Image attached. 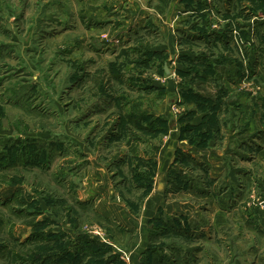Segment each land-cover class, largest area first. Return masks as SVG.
Instances as JSON below:
<instances>
[{"label": "rangeland", "instance_id": "rangeland-1", "mask_svg": "<svg viewBox=\"0 0 264 264\" xmlns=\"http://www.w3.org/2000/svg\"><path fill=\"white\" fill-rule=\"evenodd\" d=\"M112 1L0 0V264H129L135 224L104 213L89 167L117 154L106 182L137 221L116 197L142 201L156 162L129 169L119 134L152 147L167 119L172 209L141 264H264V0Z\"/></svg>", "mask_w": 264, "mask_h": 264}, {"label": "crops", "instance_id": "crops-1", "mask_svg": "<svg viewBox=\"0 0 264 264\" xmlns=\"http://www.w3.org/2000/svg\"><path fill=\"white\" fill-rule=\"evenodd\" d=\"M112 2H113V4H111V5H112V7H114V6H117V3L120 5V3L123 1L122 0H113ZM134 10H136V9H134ZM90 11H93V10L90 9ZM98 13H102V16H104L103 10L96 12V14H98ZM137 23L140 25H143L144 21L140 20V22H137ZM114 26L115 25L110 26L109 24H103V25H99V26L91 24L89 31H90V33H93L94 35L99 34V33L102 34L103 31H107L109 38H111V36L114 37L117 35L116 34L117 31H115V29L113 28ZM121 26L123 27V29L119 30V32H122L125 29L124 27H127L124 25H121ZM122 35L125 38V36H127V33L123 32ZM103 36L106 37V34H103ZM118 36L120 37V35H118ZM105 39H108V38H105ZM153 82L155 83V85L160 84L159 82H156V81H153ZM172 82H173V80L169 81L168 86L170 88H172V84H173ZM94 85H95V83H94ZM94 95H96V93ZM131 105L132 106H127L128 107L126 109L127 113L128 112H133V113L138 112V110H136V109L138 106H141L139 104V102L137 104L133 103ZM143 111L148 112L153 118H155V117H157V115H159V114L155 113L153 111V109H150V108H147V110L145 108V110H143ZM97 115H99V112ZM96 118L99 119L98 117H96ZM167 121H168V125L170 128L169 135L167 137H163L164 138L163 142L162 141L159 142V140L154 139L155 143L150 144V145H152V147H146L144 143L143 144L138 143L139 140H137V139L133 140L129 143L128 134H126L125 136L119 134V138L120 139L122 138L121 139L122 141H121L120 155H122L123 151H125L124 154L126 155V158H124L123 162L125 163V165H128L129 169L132 170V168L134 167V165L129 166L131 164V160H132L130 158L137 157L136 161L141 162V161H143V159L147 160L148 157H153L154 161L156 162V167L153 169L148 170L146 168L145 169L141 168V170H139L140 174L142 176H144V175L146 176V179H144V181L139 180L138 182H135L138 187L139 186L141 187V189L138 190V192H139V195H141L139 197V199L142 197V201H140V200L137 201L138 199L137 200H132V199L129 200L128 198H124V195H122V193H121V198H119V194H117L118 197H116V201H118V202L124 201L127 203L126 205H128V206L131 205L133 207V209H135L136 207L133 206L131 202H137V203L140 202L141 205L138 209H140V211H141V214H140L141 216L138 217V220L136 219L137 221H135L134 218L131 217L130 214L128 215V213H130L128 207H125L123 210V205H122L123 203L120 202L119 205H117L115 201H112V193H114V190H111L112 185L110 183L106 182L107 174H108V168H109V171H112L113 168L112 169L110 168V164H111V161L114 162L115 159L118 158V157H116L117 154L116 153L109 154L108 159H106L105 155L107 154V152L109 150L104 149V151H102V153H104L103 154L104 158L102 159V161L104 163L100 162V159H98L95 162L91 163L90 167H89L90 169H93L97 172H99V171L102 172V175L99 176L100 181H97L98 184L95 183V185L98 188L100 187L101 190H103L100 194H97V197H98L97 200L99 203H101V207H102V210L104 211V213L106 215H108L109 217H114V218L122 217L126 221L132 220V223L135 224L134 225L135 231L132 230L131 232L133 234H135L136 240L133 241V243H130L129 251L136 250L138 252L136 254L132 253L129 255V257H128L129 258V260H128L129 264H141L142 260H144V259L148 262V258L152 255H150L149 253L146 254L145 252L146 251L149 252V249H153L154 247H157V245H160V243L150 244V234H151L150 231H153L152 230L153 224L151 223L152 219H154L153 217H155V216L158 218L159 214H157L156 212L158 211L159 207L163 208V210L165 212L169 208H171L170 205L168 206V208H166L163 205L162 201H166V200L171 201L173 199H170L169 196L164 198L162 196V191L160 189L156 188L157 186L159 187L162 184L164 186L166 184V182L168 180V178H167L168 171L167 170L170 167V164L173 160L174 150L176 149V146H178V143H180L178 141V134H177V130L175 128V124L173 123L172 120H170V122H169V119H167ZM171 131H174V134L172 137H170V134L172 133ZM109 132H114V131L108 130V133ZM140 133L141 134L139 137L142 140H144V139H148V137L153 135L155 132L143 130V131H140ZM123 139L125 141H123ZM99 140L101 141L102 139H99ZM100 141L97 140V144H99ZM145 143H147V142H145ZM90 148H92V147H90ZM123 148H125L126 150H123ZM118 166L119 165L116 164V166L114 168H118ZM138 166L139 165H137V168H138ZM92 176H94V174L90 175V177H92ZM160 180H162L163 183ZM133 185L136 187L135 184H133ZM97 187H94V189H96ZM114 202H115V205H113ZM110 204H112V205H110ZM158 221H160V219H158ZM97 228H98V230L104 231L105 232L104 234H106V231L109 230L108 227H106V226L97 227ZM78 231H80V230H78ZM118 232H121V231H118ZM125 232H127V231H125ZM112 234L113 233L111 232L109 235H112ZM113 239L115 240L116 243H118L119 245H122L123 239L117 240L115 237H113ZM160 256H162V255L158 254V252H156L154 257H156V259L159 260Z\"/></svg>", "mask_w": 264, "mask_h": 264}, {"label": "trees", "instance_id": "trees-1", "mask_svg": "<svg viewBox=\"0 0 264 264\" xmlns=\"http://www.w3.org/2000/svg\"><path fill=\"white\" fill-rule=\"evenodd\" d=\"M86 244V243H85ZM83 246V245H82ZM66 264V263H65ZM75 264H77V263H75Z\"/></svg>", "mask_w": 264, "mask_h": 264}, {"label": "water", "instance_id": "water-1", "mask_svg": "<svg viewBox=\"0 0 264 264\" xmlns=\"http://www.w3.org/2000/svg\"><path fill=\"white\" fill-rule=\"evenodd\" d=\"M167 72V71H166Z\"/></svg>", "mask_w": 264, "mask_h": 264}]
</instances>
